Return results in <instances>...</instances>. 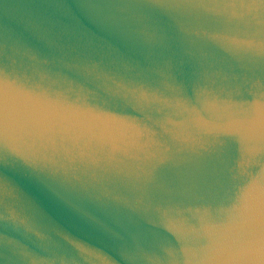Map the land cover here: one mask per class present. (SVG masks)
<instances>
[{"label": "water", "instance_id": "water-1", "mask_svg": "<svg viewBox=\"0 0 264 264\" xmlns=\"http://www.w3.org/2000/svg\"><path fill=\"white\" fill-rule=\"evenodd\" d=\"M0 264H264V0H0Z\"/></svg>", "mask_w": 264, "mask_h": 264}]
</instances>
